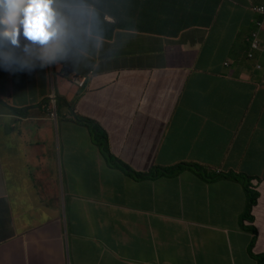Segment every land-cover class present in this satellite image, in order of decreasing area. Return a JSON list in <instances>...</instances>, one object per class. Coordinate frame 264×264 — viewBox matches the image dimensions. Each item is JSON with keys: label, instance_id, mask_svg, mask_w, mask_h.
<instances>
[{"label": "crops", "instance_id": "1", "mask_svg": "<svg viewBox=\"0 0 264 264\" xmlns=\"http://www.w3.org/2000/svg\"><path fill=\"white\" fill-rule=\"evenodd\" d=\"M258 1L84 0L59 9L67 35L52 63L18 67L4 57L22 46L0 44V264H233L245 190L150 176L189 158L251 178L264 199V68L247 58ZM122 167L150 174L134 182ZM60 175L87 193L59 196ZM160 198L175 204L160 230L171 239L153 248L159 227L136 217ZM201 236L211 245L198 255ZM166 243L187 256L159 260Z\"/></svg>", "mask_w": 264, "mask_h": 264}, {"label": "clouds", "instance_id": "2", "mask_svg": "<svg viewBox=\"0 0 264 264\" xmlns=\"http://www.w3.org/2000/svg\"><path fill=\"white\" fill-rule=\"evenodd\" d=\"M96 0H90L87 8L90 9ZM66 5L57 4L55 0H0V44L7 43L12 46L13 49H20L26 56L9 55L4 57L10 64L14 63L18 67H26L29 63L36 62L37 60L42 64L52 63L57 55L63 50V42L66 38V26L65 20L60 12V8ZM76 6H69V8ZM250 9L259 15L260 18L255 20L257 29L254 30L249 38V52L247 58L250 60L255 59L254 64L256 70H262L264 68L262 62L258 60L259 55L264 57V38L261 36V31L264 30V0L250 3ZM65 11V10H64ZM104 23H110L114 25V19L108 14L102 16ZM92 71H88L87 74L79 76H73V83L79 88L83 89L88 81ZM264 84V77H263ZM55 102V99L53 100ZM1 106H4L0 103ZM5 107V106H4ZM6 108V107H5ZM7 109V108H6ZM10 113L16 114L12 109H8ZM49 117L52 120H56L55 105H52V109L49 110ZM115 161H109V165H116ZM183 161H178L172 166L168 167H155L154 172L150 178L157 177H174L181 172L179 165H182ZM190 167L194 170L191 174L193 177H200L204 181L202 184L212 183L217 178H229V173L237 175L231 170H213L211 175L206 173L203 166L194 164ZM108 165V166H109ZM106 166V167H108ZM105 167V168H106ZM121 167V166H119ZM177 167V168H175ZM102 168L99 171H103ZM120 172L128 174L131 178H128L134 182H146V177L150 172L146 170L134 171L127 167L118 168ZM162 173L170 175L162 176ZM169 179V178H166ZM245 181H251V178L242 177ZM76 185H81L78 181L70 178L68 175H60L56 177V188L59 196H66L69 194H75L72 188ZM247 196V207L245 213L248 210V216L243 217L242 221H239L242 237L239 239L238 248L232 254L233 264H264V224L261 227L255 225V211L258 207H264V199L256 187L250 186L245 190ZM253 193V194H252ZM163 209H174L175 204L171 199L160 198L156 202H148L146 206L140 209L141 214H158L164 218L172 220V216L162 214L159 207ZM65 234V233H64ZM63 239V238H62Z\"/></svg>", "mask_w": 264, "mask_h": 264}, {"label": "rangeland", "instance_id": "3", "mask_svg": "<svg viewBox=\"0 0 264 264\" xmlns=\"http://www.w3.org/2000/svg\"><path fill=\"white\" fill-rule=\"evenodd\" d=\"M222 147L225 148V146H222ZM182 161L184 163L182 165H179V167H178V168H181V170H182L181 172H178L179 175L180 176H189V175L193 174L194 170L190 167V165L196 161H193L189 158H186ZM175 168H177V167H175ZM238 185L243 190H246L247 188H249V181H245L243 179L242 180L240 179V180H238L237 188H238ZM90 187H91V190L96 191L97 189L101 188L102 186H90ZM72 191L74 193H80L81 195H85L87 193L84 190L82 185L74 186L72 188ZM98 196H99V199H101L103 197V194L100 193V194H98ZM136 218L143 221L145 226L149 225L151 227H159V229H158L159 232H160V230L165 229L171 225V221L169 219L164 218V217H162L158 214H155V213L154 214H147V215L141 214V215H138ZM182 234L185 236V232H182ZM163 238L165 241H169L171 239L170 233L169 232H167V233L160 232V236L157 240L154 238V235H153V239H154L153 248H156L158 246V243ZM210 245L211 244L209 242V239L205 236H201L198 240L197 245L194 248V253L198 254V255L201 253H204ZM166 247H167L166 250H158V249L154 250L157 254H161V258L159 260L164 258V259H167L168 261H170L172 259H177V258L184 259L185 255L187 256L185 248L178 250V251H175L174 246L171 243H166ZM159 263L163 264L162 262H159Z\"/></svg>", "mask_w": 264, "mask_h": 264}, {"label": "trees", "instance_id": "4", "mask_svg": "<svg viewBox=\"0 0 264 264\" xmlns=\"http://www.w3.org/2000/svg\"><path fill=\"white\" fill-rule=\"evenodd\" d=\"M84 0H65L63 3H60L61 5H66V6H78L81 5L83 3ZM255 69V66H254ZM256 70V69H255ZM162 176L164 175H170L167 173H162ZM229 178H217L215 179L212 183H207L203 186L202 190L204 191V193H206L211 187L213 186H218V187H223L225 190H230L233 189L237 186V184H235V181L238 180V178L240 177V175H232V174H228ZM242 178V177H241ZM253 194V193H252ZM219 209H221V204L218 203H214ZM162 207H159V210L162 214L165 215H170L171 216V210L173 209H163L161 210ZM248 210L246 211L245 215L243 217L248 216ZM226 228V227H225Z\"/></svg>", "mask_w": 264, "mask_h": 264}, {"label": "bare ground", "instance_id": "5", "mask_svg": "<svg viewBox=\"0 0 264 264\" xmlns=\"http://www.w3.org/2000/svg\"><path fill=\"white\" fill-rule=\"evenodd\" d=\"M50 107H51V105H50Z\"/></svg>", "mask_w": 264, "mask_h": 264}]
</instances>
